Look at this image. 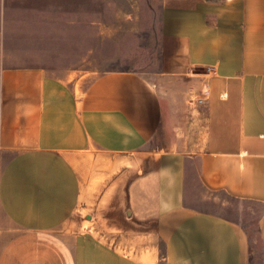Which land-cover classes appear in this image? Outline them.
Instances as JSON below:
<instances>
[{
  "label": "crops",
  "instance_id": "crops-1",
  "mask_svg": "<svg viewBox=\"0 0 264 264\" xmlns=\"http://www.w3.org/2000/svg\"><path fill=\"white\" fill-rule=\"evenodd\" d=\"M7 1L0 264H250L245 225L187 188L195 167L264 206V0H160L163 63L106 71L9 51ZM37 6L34 35L59 8Z\"/></svg>",
  "mask_w": 264,
  "mask_h": 264
},
{
  "label": "rangeland",
  "instance_id": "rangeland-1",
  "mask_svg": "<svg viewBox=\"0 0 264 264\" xmlns=\"http://www.w3.org/2000/svg\"><path fill=\"white\" fill-rule=\"evenodd\" d=\"M37 1H7L12 24L8 28L9 51L18 49L25 56L40 52L48 62L60 65H75L82 58L83 70L106 71L113 67L163 63L160 0ZM40 2L54 3L59 8L44 10L45 28L34 35L32 26L42 15L36 12L41 10L37 6ZM80 8L82 14L78 12ZM16 38L22 40V45H16ZM91 79L87 78L86 83ZM187 198L203 210L243 223L250 235V264L262 263L264 254L257 226L264 209L262 204L207 189L195 167L189 172Z\"/></svg>",
  "mask_w": 264,
  "mask_h": 264
},
{
  "label": "built area",
  "instance_id": "built-area-1",
  "mask_svg": "<svg viewBox=\"0 0 264 264\" xmlns=\"http://www.w3.org/2000/svg\"><path fill=\"white\" fill-rule=\"evenodd\" d=\"M205 95H206V94H205ZM203 100H204V98H203V97L199 99V101H203Z\"/></svg>",
  "mask_w": 264,
  "mask_h": 264
}]
</instances>
